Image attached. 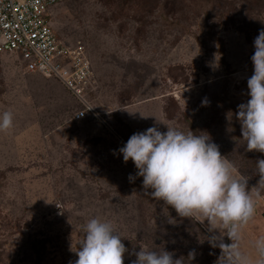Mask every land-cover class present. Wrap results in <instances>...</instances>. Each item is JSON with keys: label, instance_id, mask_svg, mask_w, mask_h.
Returning <instances> with one entry per match:
<instances>
[{"label": "rangeland", "instance_id": "374dc122", "mask_svg": "<svg viewBox=\"0 0 264 264\" xmlns=\"http://www.w3.org/2000/svg\"><path fill=\"white\" fill-rule=\"evenodd\" d=\"M48 16L62 41L83 46L92 61L85 97L97 111L76 119L84 105L60 78L25 72L16 52L0 53V114H14L13 128L0 133V264L75 261L70 246L93 217L112 222L124 238V264L140 245L165 249L183 264H215L221 253L206 240L207 222L154 200L142 177L130 183L138 170L118 150L154 126L155 117L141 119L142 112L208 133L240 174L241 166L251 169L264 153L246 152L239 121L227 117L250 99L264 0H63ZM247 177L251 191L256 185ZM253 199L243 253L244 233L264 236V193L254 191Z\"/></svg>", "mask_w": 264, "mask_h": 264}, {"label": "clouds", "instance_id": "9594fccd", "mask_svg": "<svg viewBox=\"0 0 264 264\" xmlns=\"http://www.w3.org/2000/svg\"><path fill=\"white\" fill-rule=\"evenodd\" d=\"M254 48V71L247 79L250 99L239 104L235 113L229 112L227 118L239 121L246 152L264 153V29L255 38ZM139 114L141 119L155 117V121L154 126L131 135L118 150L123 161L131 160L138 170L129 175L130 183L142 177V188L154 200L163 201L181 218L207 222L206 240L221 250L215 264H264V236L254 242L255 259L240 250L242 229L255 212L253 192L264 189V158L257 160V186L248 191L249 177L240 174L234 163L222 156L219 145L211 141L208 133L184 132L156 116ZM161 123L166 125V132L159 130ZM13 126L12 111L0 114V133ZM225 237L231 243H226ZM122 239L112 222L93 217L85 223L75 249L71 244L70 251L78 258L69 264H124L128 249ZM133 254L136 259L132 264H183L182 258L174 259V253L165 249L150 250L140 245ZM189 258H194V254L190 253Z\"/></svg>", "mask_w": 264, "mask_h": 264}, {"label": "built area", "instance_id": "2783aa9c", "mask_svg": "<svg viewBox=\"0 0 264 264\" xmlns=\"http://www.w3.org/2000/svg\"><path fill=\"white\" fill-rule=\"evenodd\" d=\"M61 1L0 0V53L16 52L26 62L25 72L60 78L84 105L75 115L82 119L87 112L97 111L85 97L94 81V68L83 46L62 41L51 26L48 9Z\"/></svg>", "mask_w": 264, "mask_h": 264}, {"label": "trees", "instance_id": "16d2710c", "mask_svg": "<svg viewBox=\"0 0 264 264\" xmlns=\"http://www.w3.org/2000/svg\"><path fill=\"white\" fill-rule=\"evenodd\" d=\"M209 5H213V6H216L214 3H213V1L209 4ZM202 7V6H201ZM220 10V9H219ZM208 19H212V17L214 16V15H210L209 13H208ZM182 16V15H181ZM261 158H264V155L263 154H256L255 156H254V158L252 159V161H253V163H251V165H250V168L251 169H248L247 168V166H241L240 168H241V172L244 174V176H253V183L257 186V182H258V179H259V177L258 176H256V167H257V160L258 159H261ZM259 191H261L262 193H264V189H259ZM221 253V250L218 252V254H220Z\"/></svg>", "mask_w": 264, "mask_h": 264}, {"label": "crops", "instance_id": "0c3cea01", "mask_svg": "<svg viewBox=\"0 0 264 264\" xmlns=\"http://www.w3.org/2000/svg\"><path fill=\"white\" fill-rule=\"evenodd\" d=\"M244 235H245V233H244ZM244 235H243V238L247 237L245 250L248 252V254H251L253 256V259H255L256 253H255V249H254L253 245H254V242L256 241V239H255V237L249 238L248 236H244ZM253 235L255 236L256 234L253 233ZM259 237L260 236L257 234V240L259 239ZM249 240H251V242H249ZM246 251H245V253H246Z\"/></svg>", "mask_w": 264, "mask_h": 264}]
</instances>
